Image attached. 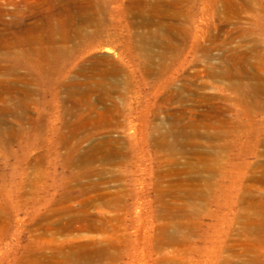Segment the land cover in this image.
I'll return each instance as SVG.
<instances>
[{"label": "rangeland", "instance_id": "374dc122", "mask_svg": "<svg viewBox=\"0 0 264 264\" xmlns=\"http://www.w3.org/2000/svg\"><path fill=\"white\" fill-rule=\"evenodd\" d=\"M0 264H264V0H0Z\"/></svg>", "mask_w": 264, "mask_h": 264}]
</instances>
